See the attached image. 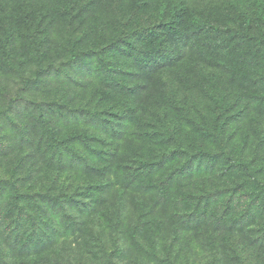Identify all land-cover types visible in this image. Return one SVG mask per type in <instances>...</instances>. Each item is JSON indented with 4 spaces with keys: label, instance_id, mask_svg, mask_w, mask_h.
<instances>
[{
    "label": "rangeland",
    "instance_id": "obj_1",
    "mask_svg": "<svg viewBox=\"0 0 264 264\" xmlns=\"http://www.w3.org/2000/svg\"><path fill=\"white\" fill-rule=\"evenodd\" d=\"M56 3L0 0V34L12 8L29 12L34 28L47 26L39 40L14 38L8 46L0 44V220L11 216L15 197L2 187L12 179L9 165L21 157L38 160L41 168L52 163L26 180L27 186L40 189H30L20 202L23 212L32 209L33 214L38 202L49 220L38 230L27 218L34 234L26 236L25 246L16 230L0 223V264H264V70L252 68L256 87H225L226 114L215 110L199 79L177 88L178 100L187 102L194 122L167 108L169 118L183 121L184 133L221 157L210 163V156L194 158L192 177L181 174L163 191L159 182L183 159L174 154V146L159 143L158 136L141 134L151 103L159 110L170 89L139 87L127 99L110 94L108 101H117V109H125L126 102L138 106L139 120L136 113L88 115L87 107L102 109L99 97L106 90L97 77L99 56L90 50L103 20L92 28L70 27L78 20L70 23L52 14L39 20ZM109 5L107 1L104 9ZM238 8L220 7L217 17L227 22ZM239 90L250 99H239ZM39 108L57 136L71 141L69 147L55 145L43 133ZM42 143L45 156L37 152ZM226 153L242 158L246 169L226 171ZM140 154L153 163L165 160L154 165L149 179L131 181ZM188 155L195 157L189 148ZM23 171L22 176L25 167ZM23 246L29 252L21 251Z\"/></svg>",
    "mask_w": 264,
    "mask_h": 264
},
{
    "label": "trees",
    "instance_id": "obj_2",
    "mask_svg": "<svg viewBox=\"0 0 264 264\" xmlns=\"http://www.w3.org/2000/svg\"><path fill=\"white\" fill-rule=\"evenodd\" d=\"M107 1L110 5L104 9ZM231 4H237L239 8L232 12L234 16L229 21L224 22L217 14L220 7ZM90 7L95 9L94 13H85ZM102 13H105L104 19ZM49 14L54 19H68L70 23L78 20L76 24L68 25L70 27L81 25L92 28L93 23L103 20L97 30L99 37L90 50H95L99 56L101 71H97L99 80L96 79L106 90L103 89L104 98L99 97V107L102 109L87 107L85 111L88 115L102 118V114H107L120 118L136 113V120H139L142 117L138 115V106L126 102L125 109H117V101H108L110 94L127 99L139 87L147 89L151 86H164L170 89L164 102L167 106L163 103L156 110L151 103V115L144 121L146 128L141 134L146 138L150 135L158 136L159 143L174 146V154L183 159L179 168H175L166 179L159 182L158 186L163 191L181 174L184 178L192 177L189 172L196 166L193 164L194 158L210 156L206 162L210 163L221 157L211 154L203 144L196 143L190 134L184 133L183 121L169 118L167 108L182 112L188 123L194 122L187 102L181 103L178 100L177 88L190 85L195 79L201 81L202 91L215 104V110L223 109L225 114L228 106L223 104L222 97L227 92V85L256 87L252 68L264 70V0H57L49 12H44L38 18L46 21ZM94 16L96 20L92 22ZM8 17H4L6 25L0 34V44L4 42L8 46L6 42L14 38L39 40L47 30L43 23L37 28L30 25L32 17L27 11L19 12V9L16 11L12 8ZM2 47L4 49V45ZM76 55L70 54L77 62L80 59ZM7 64L11 65V61ZM249 92L253 94L252 90ZM236 96L239 99H250L240 90ZM145 112L149 113V110ZM37 120L43 133L55 145L69 147L71 141L57 136L43 108H39ZM203 131L202 128L200 132ZM188 148L194 152L195 157L188 155ZM46 150L42 143L37 152L45 156ZM3 155L0 153V156ZM26 159L21 157L18 162L9 165L12 179L8 183L11 187L8 183H3L2 187L15 192V197L11 204V216H4L0 220L5 229L17 231L19 244L23 243L24 246L26 236L34 234L33 227L26 223L27 218L38 230L49 220L42 208L39 210L38 202L35 205L36 214L31 213L32 209L23 212L21 199L30 196V189H40L27 186L26 180L30 177L33 180L32 176L44 173L52 165L51 161H46L41 168L37 165L38 160L34 162ZM164 160L161 157L153 163L140 154L136 160L138 171L131 173V181L149 179L148 175L154 165L161 166ZM225 163L226 171L246 169L242 158L229 153L225 154ZM24 167L27 173L22 176ZM24 246L21 251L24 249L29 252Z\"/></svg>",
    "mask_w": 264,
    "mask_h": 264
}]
</instances>
